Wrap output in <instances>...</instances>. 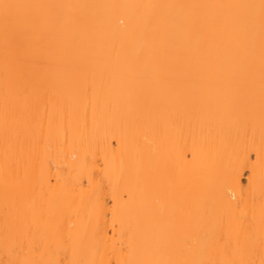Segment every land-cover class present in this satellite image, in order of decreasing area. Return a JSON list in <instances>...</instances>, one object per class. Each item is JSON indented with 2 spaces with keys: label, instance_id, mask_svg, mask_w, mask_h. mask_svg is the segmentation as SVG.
Instances as JSON below:
<instances>
[{
  "label": "bare ground",
  "instance_id": "6f19581e",
  "mask_svg": "<svg viewBox=\"0 0 264 264\" xmlns=\"http://www.w3.org/2000/svg\"><path fill=\"white\" fill-rule=\"evenodd\" d=\"M7 2L46 7L30 10L42 23L25 33L19 50L14 39L6 43L0 23V258H7L6 214L45 209L51 221L63 217L65 237L80 245L77 258L99 262L111 256L115 264L123 226L134 234L133 259L223 264L251 250L259 261L261 0ZM18 51L23 65L15 62ZM41 57L46 67L34 62ZM21 71L27 94L15 87ZM34 109L43 110L49 141H26L21 153L18 135L38 130L26 128L21 117ZM65 132L71 139L61 143ZM240 154L250 155L251 184L247 174L239 184L223 182ZM17 159L19 176H10L6 162ZM25 170L34 185L27 193ZM90 172L105 177L102 199L111 201L112 189L127 194L115 233L107 203L93 235L96 180L89 185ZM186 236L193 240L190 248L183 246ZM57 251L53 241V256L73 258L71 248L67 255Z\"/></svg>",
  "mask_w": 264,
  "mask_h": 264
},
{
  "label": "snow or ice",
  "instance_id": "6c2138e0",
  "mask_svg": "<svg viewBox=\"0 0 264 264\" xmlns=\"http://www.w3.org/2000/svg\"><path fill=\"white\" fill-rule=\"evenodd\" d=\"M39 7H46L41 5L32 4H21V3H9L7 0H0V23L3 25L5 41L6 43L10 38L16 42V47L19 50L22 47L25 33L29 30H35L38 25L42 23V18L39 16L32 15L30 10ZM64 7V6H60ZM155 7V6H151ZM172 7V6H166ZM185 7V6H176ZM187 7H209V6H197L190 5ZM218 7H240V6H218ZM243 7H257L256 5H247ZM260 9V29H261V54H260V73H261V92H262V104H264V0H261L259 4ZM193 27H196L193 22ZM15 62L17 65H23L25 57L18 51L15 56ZM40 67H46L45 58H37L34 60ZM15 87L17 92L27 94V82L25 80L23 72H18L15 78ZM87 89H85L86 91ZM39 100L34 101V105H38ZM14 111V107L12 109ZM9 113V105L6 100L5 103V118L7 121ZM22 122L26 128H31L34 125L37 127V131L31 136H20L18 135V141L23 152V146L25 142L32 145L40 143L43 138L44 143L47 144L49 141V135L43 132V110L34 109L33 111L23 114L21 117ZM49 129L52 126V113H48ZM70 135L65 132L61 143L70 141ZM248 152L251 149L247 150ZM250 155L240 154L237 155L233 161L232 167L225 171L221 180L223 182L232 181L239 184L241 178L247 174L249 184L252 182V172L248 167ZM20 160L17 159L13 162H6V167L10 176H19ZM59 180V177L57 178ZM81 179L83 177L81 176ZM93 179L96 180V187L94 189L95 201L93 203L90 215L95 216L97 224L93 229V235L98 236L99 234V215L105 210V205L111 203L112 212V230L113 233L116 231L117 223L119 222V207L121 202H126L127 194L125 191L112 189L111 195L112 200L106 201L101 197L106 195L104 176H98L95 172H90L88 175L89 185L93 183ZM20 181H18L19 183ZM47 183L51 185V178L48 179ZM34 189V185L28 179L27 170H25L24 179L22 181V190L27 193ZM230 207L236 208L239 205H231ZM105 216L107 213L105 212ZM63 217L57 218L55 221L50 220L49 213L45 209H40L38 212L34 211L31 215H26L23 212H15L11 214V217L6 214L4 223V255L6 259L0 258V264H113L111 256L107 260H96L77 258V249L80 246L76 240H73L70 236L65 237L62 231ZM39 233V235H38ZM107 236V231L104 233ZM219 236L216 237L218 241ZM54 241L57 248V256L59 250H63L65 255L68 254L69 248H71L72 259L64 260L57 258L52 255L51 248L52 242ZM107 243V241L105 242ZM193 240L190 237H185L183 240V246L190 248ZM214 243V241L209 242ZM113 251L116 250L115 241L113 242ZM135 250L134 234L130 229H126L123 226L120 230V241H119V257L116 259L115 264H217L215 260L209 261H189V260H161V259H133V253ZM47 252V256L45 253ZM253 252L250 250L247 257H241L239 259H229L223 262V264H264V216H262V227H261V253L260 259L257 261L252 258ZM124 257H128L125 259Z\"/></svg>",
  "mask_w": 264,
  "mask_h": 264
}]
</instances>
